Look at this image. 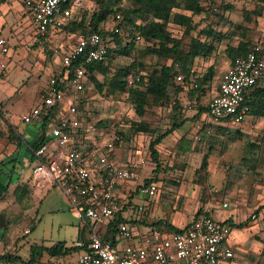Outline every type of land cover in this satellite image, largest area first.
Instances as JSON below:
<instances>
[{
    "label": "rangeland",
    "instance_id": "rangeland-1",
    "mask_svg": "<svg viewBox=\"0 0 264 264\" xmlns=\"http://www.w3.org/2000/svg\"><path fill=\"white\" fill-rule=\"evenodd\" d=\"M78 1V7L73 15L83 19L81 27L72 28L71 24L68 23L64 30L55 32L51 37H43L34 33L35 26L27 16V20L23 22L20 19L17 20L20 23L18 25L19 30L22 29L23 34L19 36L18 33L13 32L11 37H17L15 44L9 40L7 52L2 53L0 51V159L18 157L15 172L19 173L20 183L26 182L29 185V180L31 181V177L34 176L31 172L32 162L28 159V154L23 151V147L27 144L25 139L33 137L36 129L34 122L25 124L21 121L20 116L36 101H39L41 92L40 89L36 90L37 84L43 85L48 80L50 69L47 66H49V62L59 63L57 61H59L63 51L69 48L79 33L84 32L85 28H89L91 14L99 9V0ZM104 1L106 6L111 9L117 7L129 9L132 7L128 0ZM233 1L236 8L231 12L232 19L235 22H242V9L252 10L253 3L249 0ZM218 2L219 0H216V3ZM200 17L194 16L195 21L199 20ZM251 19L250 22L245 23L248 26V36L253 43H260L264 41V17H255L252 14ZM137 21L140 20L137 18ZM115 22L113 14L110 13L105 20L99 22V27L110 30ZM9 23L10 18H8L1 36L8 35ZM12 26L15 30V24ZM169 29L174 35L182 34L181 28L176 24L171 23ZM121 32L124 35H133L134 28L126 23ZM239 37L238 34L234 35L231 37V41L237 40ZM183 38L187 44L188 37L184 35ZM126 39L131 41L130 36L124 37L121 45H124ZM112 44L114 43L111 42L110 45ZM133 45L130 55L114 53V58L110 62L112 71L125 67L134 61L133 74L129 75L137 76L141 72L144 73L143 69H149L152 65L169 62L168 59H157L151 56L145 48L147 44L142 41L134 40ZM216 55H220V60L216 59L217 69L220 70L222 57L226 58L223 48L218 46ZM206 67L207 63L200 60L193 63L196 73L204 72ZM98 79L102 80L103 76L98 75ZM219 80L216 78L211 83V90L203 98L201 105H205L211 98L212 89L217 87ZM93 84L89 82L85 90L76 94L77 98H81L83 101L82 110L79 111L82 124L79 138L89 143L94 142V140L99 141L97 152H100V148L110 140L113 132L120 129L124 137L119 140V143H116L113 149L115 155L125 157L131 153V157L140 154L145 158V164L138 167V179L124 184L127 188L134 190L138 186L137 184L143 182L144 178L154 175L152 169L155 163L149 158L150 151L148 148L149 140L153 134L133 131V122L141 119V117L135 114L132 104L128 101L127 93L111 92L110 85L106 84L102 91H99ZM127 85H130L128 81ZM181 97L183 107L180 108V111L182 110V113L186 116L189 115L187 117L190 118L196 111L195 105L185 102V94H181ZM171 104L172 102L166 107L149 105L143 118L156 132L164 131L171 125L169 117ZM178 113L180 112L177 111L175 114ZM197 119H200L201 122L205 119L206 128L204 131L199 130L200 127L196 124ZM250 119H252L250 115H245L244 123H252L253 120ZM100 120L107 125L104 127L105 129L112 127L115 131L109 130L108 133H105L102 129L98 130V121ZM215 123L207 115L199 116L196 119L190 118L184 122L181 128L184 132L180 134V137L184 136L185 141L182 138H165V143H168L167 145L170 147L172 146V150L163 151L159 147L161 169L157 173L158 181L155 182L157 192L153 196H142L134 190L129 196L130 203L122 209L121 214L129 220L132 227L142 226L143 229H146L157 219H163V217L175 222L176 218L173 214L189 221L195 216L198 209L205 207V204L211 203L217 207L214 205V200H226L229 203V208L222 209L221 212L215 213V216L223 218L231 208L235 216L233 221L235 223L245 222V225L239 228L234 227L229 233V237L235 241L237 238L241 239L242 249L236 247V254L241 255L240 253H243L242 256L245 257L246 253L249 259L264 261V211L254 222L251 216L254 212L259 214V211L255 209L257 203H264V136L261 134L262 131H255L256 133H249L248 136L237 137L234 128L239 127V124L230 123L229 133H226L220 131ZM11 130L13 136L9 134ZM94 131L95 135L98 134L99 139L94 135ZM172 139H174L173 142ZM186 139L191 142L187 144ZM183 142L189 147L186 152L180 147ZM251 142H258L260 146L258 148L251 147ZM196 151L200 154L193 153L190 157H183L185 153L190 154ZM206 151L209 153L207 157L210 156L207 159L206 167H202L200 166L201 155ZM34 161L35 159H33ZM13 187L14 184L9 186L5 199L0 202V210L3 207L9 209L13 204ZM35 190L34 202L31 191L33 204L27 209L29 211L12 221L4 235L0 237V253L14 250L20 253L24 259H27L31 243L52 245L58 241H63L66 246H72L76 239L89 236V232L81 227V223L84 221L74 214V207L57 184L51 185L49 189ZM123 203L124 201L120 199V204ZM16 209H18L17 206ZM213 211H215L214 208H211L210 212ZM130 219H135L136 222H132ZM26 228L31 230L24 234ZM95 229L100 230L99 232L105 231L98 225H95ZM2 231L1 228L0 233ZM18 238L20 240L16 242ZM79 252V248L69 250L62 257L63 263L56 262L55 258H50L45 254L38 262L31 264H70ZM245 260L243 258V260L236 259L235 261L244 264ZM3 264L10 263L4 262Z\"/></svg>",
    "mask_w": 264,
    "mask_h": 264
},
{
    "label": "built area",
    "instance_id": "built-area-1",
    "mask_svg": "<svg viewBox=\"0 0 264 264\" xmlns=\"http://www.w3.org/2000/svg\"><path fill=\"white\" fill-rule=\"evenodd\" d=\"M19 1L30 13L37 33L43 37L61 30L79 4L78 0ZM116 19L113 29L117 32L116 23L122 16L117 14ZM6 44V39L0 37L2 53L7 51ZM263 50L262 44L256 43L245 54L234 57L223 71L218 88L207 104L206 115L213 121L228 118L230 123L238 124L244 119L247 114V107L243 105L245 94L264 73V58L260 56ZM105 57L106 47L97 31L78 36L63 51L61 69L49 76L40 101L21 115L23 123H39L43 110L57 107L44 135L41 132L39 136V140L43 137L44 140L34 150L31 172L57 184L74 207V214L88 225L89 236L73 243L80 252L70 264H221L232 256L227 244L231 226L214 218L206 208L178 231H160L151 226L143 229L123 221L118 224L112 241L104 238L105 231L95 229V225L106 229L109 221L128 206V201L120 204L121 196L116 189L138 179V167L145 164L140 154L125 163L118 162L113 151L114 138H117L114 133L100 152H97L99 141L89 143L91 147L95 145V154L85 150L79 138L82 124L76 94L88 84L85 64ZM138 78L129 75L127 81L131 84ZM176 78L181 80L182 75ZM196 124L201 126L200 119ZM134 190L142 196H153L157 185L152 182ZM214 203L221 208L229 205L226 200H214ZM251 216L256 217L254 213ZM28 231V228L24 230Z\"/></svg>",
    "mask_w": 264,
    "mask_h": 264
},
{
    "label": "trees",
    "instance_id": "trees-1",
    "mask_svg": "<svg viewBox=\"0 0 264 264\" xmlns=\"http://www.w3.org/2000/svg\"><path fill=\"white\" fill-rule=\"evenodd\" d=\"M132 7L125 9L117 7L111 9L106 6L104 0H99V9L91 14L89 20V28H85L84 32L77 36L83 35L87 32L97 31L103 40L106 47V57L102 60H94L85 64L87 70L88 83H94L99 91L106 85H110L111 92L127 93L128 101L132 104L134 112L141 119L133 122V131L136 133L150 132L153 134L149 140V158L155 163L152 169L154 174L151 177L144 178L140 185H149L156 182L157 173L161 169V162L159 159L160 149L159 143L173 130L179 128L188 119H196L199 116L206 115L208 99L205 105L203 98L209 94L211 90V83L214 78V65H208L204 72L196 73L193 68V63L196 57L207 58L212 55L217 49L222 39L225 36L239 35L235 43L228 42L224 49L225 55L232 61L237 55L245 54L256 43H253L248 36V26L245 23L250 22L252 14L255 17H264V0H249L253 3L252 10L242 9V22H235L230 17L236 6L233 0H128ZM77 9V8H76ZM73 10V13L75 10ZM112 13L113 19L116 15L122 16V19L116 23L119 31H114L113 24L110 30L99 27V22L107 18ZM123 13V14H122ZM194 16H201L199 20L195 21ZM137 18L140 21H137ZM73 27H81L83 19L80 17H72L67 24ZM129 23L134 28L133 35H124L121 32L122 27ZM176 24L181 28V35H174L169 29L170 24ZM188 37V42L185 44L183 36ZM109 36V38H107ZM126 39L124 45H121L124 37ZM136 36L140 38L137 39ZM203 36V37H202ZM134 40L146 43V50L151 56L160 59H168L169 62L161 63L160 65H152L149 69H143L144 73H139L137 80L133 81L129 86L127 85V78L129 74H133L135 62H131L125 67H120L112 71L110 62L114 58V53L117 52L123 55H130L134 45ZM112 43L115 44H112ZM260 44L264 47V41ZM264 58V50L260 53ZM79 63L80 60H78ZM144 68V66H143ZM137 74V73H134ZM182 75L181 80H177L176 76ZM98 75L103 76L102 80L98 79ZM108 79V82L106 80ZM220 82V81H219ZM93 84V86H94ZM219 85V83H218ZM87 87V86H86ZM218 88V86H217ZM216 88V89H217ZM85 90V88H84ZM82 92V91H81ZM181 94H185V102L195 105V113L189 118L180 108L183 107ZM212 97V96H211ZM151 99V101H150ZM78 109L82 110L83 101L78 99ZM170 119L171 125L164 131H157L152 128L144 116L149 105H156L158 107H166L170 103ZM243 105L247 107V114L264 118V73L257 79L256 83L245 94ZM57 107L53 106L48 110H43L42 119L38 123L39 132L44 135L45 127L50 118L54 117ZM172 111V113H171ZM179 111L180 113H177ZM184 111V110H183ZM202 120L199 130L206 128V123ZM217 125V128L222 132L229 133L230 122L228 118H222ZM98 128H101L105 133L115 131L114 128L107 127L103 121H98ZM103 132V133H104ZM231 132V131H230ZM237 134L239 132L236 130ZM117 138H114V144L119 143V140L124 137L123 132L119 129L113 132ZM13 136V131L9 132ZM42 139L27 140L25 151L28 154V159L32 162L34 157V150L42 143ZM259 143L251 142V147H259ZM18 157H8L7 159H0V202L5 199L8 193L9 186L14 184L12 194L14 197L13 204L9 209L3 207L0 210V237H2L11 225L12 221L17 220L23 213L29 209L33 202L31 197V190L26 182L16 183L19 178V173L16 171V160ZM207 154L202 155L200 166L206 167ZM16 206L18 209H16ZM202 209H198L195 216ZM194 216V217H195ZM127 221L121 215L117 214L106 226L103 234L105 239L114 241L117 235V228L120 222ZM136 222L135 219H130ZM227 222V221H224ZM230 224V222H227ZM160 231L172 232L178 231L181 228L169 223L165 219H158L150 225ZM231 226V225H230ZM234 226V225H233ZM31 229H29L30 231ZM28 231V232H29ZM26 232V233H28ZM24 232V234H26ZM20 238L16 240L18 242ZM77 248L76 246H66L63 241H58L52 245H44L38 243H31L29 245V256L24 259L20 253L14 250H8L0 253V264L9 262L13 264L18 262L20 264L36 263L43 255L50 258H62L69 250Z\"/></svg>",
    "mask_w": 264,
    "mask_h": 264
},
{
    "label": "crops",
    "instance_id": "crops-1",
    "mask_svg": "<svg viewBox=\"0 0 264 264\" xmlns=\"http://www.w3.org/2000/svg\"><path fill=\"white\" fill-rule=\"evenodd\" d=\"M27 16H28V18L32 21V18H31V16H30V13L27 11V9L24 7V5L19 1V0H2V1H0V37H4L5 39H6V43L8 44V41L9 40H11L12 42H13V44H15V42L17 41V37H14V38H12L11 36H13V32H16V33H18V35L20 36V35H22L23 34V31H21V30H19L20 28L18 27V25H20V23L17 21L18 19H20L22 22L24 21V20H27ZM12 17V18H11ZM230 17H231V19H232V13L230 12ZM8 18H10V23H9V28H8V35L7 36H1L2 35V31L4 30V28H5V26H6V24H7V22H8ZM233 20V19H232ZM21 22V23H22ZM33 22V21H32ZM17 23H19V24H17ZM12 24H15V26H14V28H16L15 30L13 29V26H12ZM34 24V23H33ZM35 26V25H34ZM14 30V31H13ZM18 30V31H17ZM61 30H64V28H62ZM61 30H58V31H61ZM55 32H57V31H55ZM55 32L53 33V34H55ZM34 33H37V31H36V27L34 28ZM25 34V33H24ZM52 34V35H53ZM51 35V36H52ZM50 36V37H51ZM78 37V36H77ZM76 37V38H77ZM203 37V36H202ZM232 37V36H231ZM27 38H28V36H27ZM75 38V39H76ZM232 40V38H230L229 36H225L223 39H222V41H221V43L219 44V47H221V48H223V51H224V49H225V47H226V44L228 43V42H231V43H235L237 40L235 39V40H233V41H231ZM21 42V41H20ZM6 44V45H7ZM72 44V43H71ZM7 50H8V46H7ZM67 50V49H66ZM218 50H220V49H218ZM0 51H1V48H0ZM7 52V51H6ZM5 53V52H4ZM224 53H225V51H224ZM220 55H216V50H215V52H213L212 53V55H210L209 57H207V58H203V57H196L195 58V60H194V62L195 61H197V60H200L201 62H206L207 63V66L208 65H214V70H215V74H214V78H213V81L212 82H214V79H216V78H219L220 80H221V76H222V73H223V71L230 65V63H231V60L226 56V58H223L222 57V59H223V61H222V64H221V68H220V70L219 69H217V65H216V61L217 60H220ZM219 58V59H218ZM217 59V60H216ZM57 62H59L58 64L57 63H53V62H49V66H47L49 69H50V72H49V76H51V75H53V74H55L57 71H59L60 69H61V63H60V59H59V61H57ZM222 69V70H221ZM219 70V71H218ZM219 80V81H220ZM46 86H47V80H46V82L43 84V85H41V84H37V88H36V90L38 89H40V92H41V94L44 92V90H45V88H46ZM218 86V85H217ZM217 88V87H216ZM212 89V92H213V94L216 92V90L217 89ZM35 94H36V91H35ZM40 94V95H41ZM40 98H41V96H39V101H40ZM39 101H36L35 103H37V102H39ZM27 111V110H26ZM25 111V112H26ZM247 115V114H246ZM248 115H250L251 117H252V119H250V120H253V122L252 123H250V122H246V123H244V119L240 122V123H238L239 124V127L237 126V128H234L235 130H237L238 132H239V134H237V137H242V136H248L249 135V133H256L255 131H259V132H261V134H263V136H264V118L263 117H257V116H254V115H251V114H248ZM187 116H189V115H187ZM20 119H21V116H20ZM255 121V122H254ZM250 123V124H249ZM26 124V123H25ZM27 124H29V123H27ZM35 124V127H36V129H35V132H34V136L33 137H31L30 139H25L26 140V142H27V140H34V139H39V136H40V134H41V132H39V129H38V123H34ZM216 125H218L219 123L218 122H216L215 123ZM237 124V125H238ZM247 124H249V125H247ZM98 128V127H97ZM182 126H180L179 128H177V129H175V130H173V132L170 134V135H168V136H166L165 138H176V139H178V138H182V140H184V136H182V137H180V134L182 133V132H184V131H182ZM232 128V127H231ZM99 129H101V128H98V130ZM98 133V132H97ZM94 135H95V131H94ZM98 135V134H97ZM97 135H95V136H97ZM177 135V136H176ZM95 136H94V138H95ZM98 137V136H97ZM165 138L159 143V147H160V149L161 150H163V151H166V150H168L169 149V151H171L172 150V146L170 147L169 145H167L166 143H165ZM173 140L174 139H172V142H173ZM185 141V140H184ZM263 141H264V137H263ZM186 142H187V144H189L191 141L189 140V139H186ZM259 142V141H258ZM185 142H183V144H181L180 145V147L184 150V152H186L187 150H189V147L186 145V144H184ZM260 143V142H259ZM231 144V143H230ZM233 144V143H232ZM27 145V144H26ZM82 145H83V147H84V149L85 150H91V152H92V154H95V145H93L92 147H94V148H92L91 147V145L89 144V142H85L84 140H82ZM232 146H234V145H232ZM209 148H211V147H209ZM231 148V147H230ZM23 151L24 152H26L25 151V147H23ZM115 151V150H114ZM183 152V153H184ZM193 153H195V154H200V153H198L197 151L196 152H191L190 154L189 153H185L184 155H183V157H190V155H192ZM203 154H209L207 151L206 152H204V153H202V155ZM202 155H201V157H202ZM135 157H131V153L129 154L128 153V155H126L125 157H116L115 159L118 161V162H120V163H125V162H127V161H129V160H131V159H134V158H138V156H136V155H134ZM141 156V155H140ZM210 156V155H209ZM208 156V157H209ZM208 157H207V159H208ZM52 158H54V157H52ZM33 175V174H32ZM20 181V179L18 178V180L16 181V183H18ZM142 183V182H141ZM12 184H15V183H12ZM11 184V185H12ZM54 183L52 182V181H50V180H47V179H45V178H42V177H38V176H33V178L31 177V181L29 180V187H30V189H32L31 191H32V197H33V202H34V192L36 191L35 189H42V188H47V189H49L50 187H51V185H53ZM138 186L136 187V188H138L139 186H140V184H137ZM116 192L118 193V195L119 196H121V200L122 201H124V202H126V201H128L129 203H130V200H129V196L131 195V193L133 192L132 191V188H127L125 185H123V186H118L117 187V189H116ZM124 197H126V198H124ZM257 200V199H256ZM255 200V201H256ZM204 208H206L207 210H208V212L214 217V218H216V219H218V220H221V221H227V222H230V223H232V224H230L231 225V229H233L234 227L235 228H239V227H242L243 225H245V222H239V223H235V221H233V219H234V215H233V213H232V211H231V208H230V211L228 212V214L226 215V216H224L223 218H217L216 216H215V213H218V212H221V210L222 209H226V208H229V207H226V208H221V207H214L211 203H208V205L207 204H205V207ZM211 208H214V210L215 211H213V212H210V209ZM256 209V211H259V214L257 215V213L256 212H254V214L256 215V217L255 218H253L252 220H253V222L257 219V217L260 215V213H262V211H264V203L263 202H258L257 203V207L255 208ZM29 210H27L26 211V213L28 212ZM170 216V215H169ZM168 216V217H169ZM173 216H175V218H176V221L175 222H172V221H170L169 220V218H164L163 217V219H167V221L169 222V223H171V224H173V225H175V226H177V227H184V226H186L191 220H189V221H186L187 219H181L180 217H178L176 214H173ZM158 220V219H157ZM234 225V226H233ZM81 227H82V229L83 230H85V231H89V229H88V225L86 226V224H83V223H81ZM139 228H142V226H139ZM239 237H240V235H239ZM241 238V237H240ZM240 240V241H239ZM244 241H246L245 239H244ZM227 244H228V246L230 247V249L232 250V256L229 258V259H227V260H224L223 262H221V264H240L239 263V261L237 262V261H235L236 259H242L243 260V258H245L246 260L244 261L245 263L244 264H264V261H256L257 259H254V258H251V259H249L248 258V256H247V254L245 253V257H243L242 255H243V253H240L241 255H237L236 254V251H235V249H237V248H240V249H242V244H241V239H239V238H237V241H235V239H233V238H230L229 236H228V238H227ZM243 242V241H242ZM237 247V248H236ZM245 249H247V247H245ZM238 251V250H237ZM235 259V260H234ZM55 260H56V262H59V263H63V259L62 258H55Z\"/></svg>",
    "mask_w": 264,
    "mask_h": 264
}]
</instances>
